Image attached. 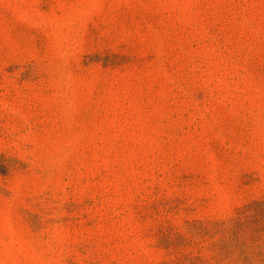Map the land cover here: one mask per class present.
I'll return each mask as SVG.
<instances>
[{"label": "rangeland", "instance_id": "obj_1", "mask_svg": "<svg viewBox=\"0 0 264 264\" xmlns=\"http://www.w3.org/2000/svg\"><path fill=\"white\" fill-rule=\"evenodd\" d=\"M0 264H264V0H0Z\"/></svg>", "mask_w": 264, "mask_h": 264}]
</instances>
